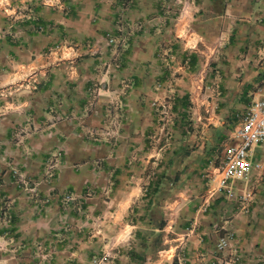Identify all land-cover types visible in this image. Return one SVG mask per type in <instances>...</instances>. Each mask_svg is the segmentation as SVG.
Returning <instances> with one entry per match:
<instances>
[{"label":"crops","instance_id":"1","mask_svg":"<svg viewBox=\"0 0 264 264\" xmlns=\"http://www.w3.org/2000/svg\"><path fill=\"white\" fill-rule=\"evenodd\" d=\"M263 87L264 0H0V264H264V173L212 195Z\"/></svg>","mask_w":264,"mask_h":264},{"label":"built area","instance_id":"2","mask_svg":"<svg viewBox=\"0 0 264 264\" xmlns=\"http://www.w3.org/2000/svg\"><path fill=\"white\" fill-rule=\"evenodd\" d=\"M113 42V39H109L110 44ZM58 49V46L54 47L55 51ZM157 108L161 121H165L169 115L168 103H162ZM222 151V163L217 168L212 180L214 182L212 195L226 193L229 199H234L236 198L233 191L234 183L247 180L252 171L264 173V87L251 100L244 114L239 117V122L231 130L227 140H224ZM54 167L55 163L52 157L47 162V173L50 174ZM19 182L25 183L23 179ZM239 195L245 203L248 202L247 193L240 192ZM67 200L69 201L70 197H67ZM233 236V232H227L222 236L216 245L217 250L227 249L234 239ZM107 260L108 254L105 253L100 258H93L92 264H106Z\"/></svg>","mask_w":264,"mask_h":264},{"label":"trees","instance_id":"3","mask_svg":"<svg viewBox=\"0 0 264 264\" xmlns=\"http://www.w3.org/2000/svg\"><path fill=\"white\" fill-rule=\"evenodd\" d=\"M120 23H121V22H120ZM121 24H122V23H121ZM34 27H35V29H38L39 31L42 30V27L38 26L37 24H34ZM109 39H113V41H114L113 43H115V39H114L113 37H110ZM113 43H112V44H113ZM190 60H191V58H190ZM243 114H244V113H243ZM243 114H242V115H243ZM221 163H222V160H221Z\"/></svg>","mask_w":264,"mask_h":264},{"label":"rangeland","instance_id":"4","mask_svg":"<svg viewBox=\"0 0 264 264\" xmlns=\"http://www.w3.org/2000/svg\"><path fill=\"white\" fill-rule=\"evenodd\" d=\"M4 2V1H3ZM5 3V2H4Z\"/></svg>","mask_w":264,"mask_h":264}]
</instances>
